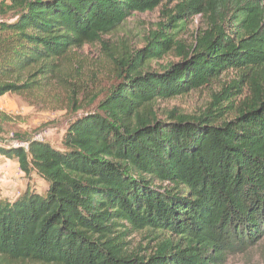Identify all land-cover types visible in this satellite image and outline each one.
Returning <instances> with one entry per match:
<instances>
[{"label": "trees", "instance_id": "16d2710c", "mask_svg": "<svg viewBox=\"0 0 264 264\" xmlns=\"http://www.w3.org/2000/svg\"><path fill=\"white\" fill-rule=\"evenodd\" d=\"M163 1L0 0V96L32 97L67 82L74 48ZM175 7L145 47L119 61V81L71 120L60 148L18 136L26 147L0 145L1 156L46 184L0 198V264H225L264 238V6L179 0ZM185 14L208 18L190 46L167 32ZM174 46L178 61L144 68ZM227 70L239 78L201 114L156 115L157 100L205 87ZM245 84L251 100L233 106ZM133 232L153 246L130 250L125 238Z\"/></svg>", "mask_w": 264, "mask_h": 264}, {"label": "rangeland", "instance_id": "374dc122", "mask_svg": "<svg viewBox=\"0 0 264 264\" xmlns=\"http://www.w3.org/2000/svg\"><path fill=\"white\" fill-rule=\"evenodd\" d=\"M257 1L259 6H264V0ZM178 2L179 0H164L152 11L134 12L112 32L102 35L100 42L74 48L64 66L73 69L66 76L67 82L52 83L50 87L32 97L16 94L0 96V145L25 146V142L16 139L18 136L23 139L43 140L60 148L61 137L71 120L96 108L107 90L119 81V61L145 47L151 34L158 30L159 24L166 23L168 15L176 13L175 6ZM207 22L208 18L203 14H185L178 17L175 22L177 26L168 28L167 32L175 34V40L190 46L198 33L207 27ZM178 52L179 49L174 46L161 59L146 62L144 68L157 70L158 65L176 62L180 59ZM238 78L239 72L227 70L205 87L175 98L157 100L153 104L156 115L160 119L167 118L170 112L174 116L199 115L214 94ZM239 87L241 93L235 95L232 103L237 107L252 98L248 84ZM71 97L75 98L76 106L82 107L78 111L70 106L68 99ZM227 104L224 101L221 105ZM231 116L233 112L227 114V117ZM26 185L39 191L45 188L44 181L36 174L25 176L16 161L0 155V198L9 199L21 192ZM125 240L129 242L130 250H139V247L150 249L154 244L142 232H133ZM225 264H264V238L245 252L228 256Z\"/></svg>", "mask_w": 264, "mask_h": 264}, {"label": "crops", "instance_id": "0c3cea01", "mask_svg": "<svg viewBox=\"0 0 264 264\" xmlns=\"http://www.w3.org/2000/svg\"><path fill=\"white\" fill-rule=\"evenodd\" d=\"M40 179H41V178H40ZM25 188H26V187H25ZM25 188H24V189H25ZM45 188H46V184H45ZM18 193H20V192H18ZM18 193H16V194H18Z\"/></svg>", "mask_w": 264, "mask_h": 264}, {"label": "built area", "instance_id": "2783aa9c", "mask_svg": "<svg viewBox=\"0 0 264 264\" xmlns=\"http://www.w3.org/2000/svg\"><path fill=\"white\" fill-rule=\"evenodd\" d=\"M21 146H23V145H21ZM27 146V143H26V145L25 146H23V147H26Z\"/></svg>", "mask_w": 264, "mask_h": 264}]
</instances>
